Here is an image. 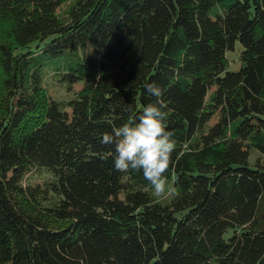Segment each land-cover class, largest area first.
Segmentation results:
<instances>
[{
    "label": "trees",
    "instance_id": "16d2710c",
    "mask_svg": "<svg viewBox=\"0 0 264 264\" xmlns=\"http://www.w3.org/2000/svg\"><path fill=\"white\" fill-rule=\"evenodd\" d=\"M61 2L0 0V264H264V0ZM49 75L80 87L60 101ZM153 82L165 201L100 143ZM34 167L50 176L25 182Z\"/></svg>",
    "mask_w": 264,
    "mask_h": 264
},
{
    "label": "clouds",
    "instance_id": "9594fccd",
    "mask_svg": "<svg viewBox=\"0 0 264 264\" xmlns=\"http://www.w3.org/2000/svg\"><path fill=\"white\" fill-rule=\"evenodd\" d=\"M145 87L149 94L157 97V102L144 106L132 121L114 126L111 133H103L100 143L114 145L116 171H142L154 194L160 197L171 190L165 173L170 169L176 141L167 127V113L163 110L166 105L159 99L163 94L161 88L154 82Z\"/></svg>",
    "mask_w": 264,
    "mask_h": 264
},
{
    "label": "rangeland",
    "instance_id": "374dc122",
    "mask_svg": "<svg viewBox=\"0 0 264 264\" xmlns=\"http://www.w3.org/2000/svg\"><path fill=\"white\" fill-rule=\"evenodd\" d=\"M71 0H62L59 8H58V14L63 15ZM240 49V44L236 42V46L227 53V59L229 61V67L230 69H237L239 67V58H238V50ZM1 79V74H0ZM45 84V90L47 93L60 101H66L69 97L73 95V92H75L79 87L80 83H75L73 86H67V83L64 82L59 77H52V76H46L44 80ZM4 101H5V93L2 91V86L0 83V113L3 111L4 107ZM259 158L261 161H264V154H260L257 150H252L249 156L250 163L254 162L255 159ZM50 174L45 170L41 168H31L28 169L23 177V180L28 183H41L44 180H46ZM168 187L171 189L170 191L166 192L165 195L157 197L153 190L152 194L157 197L161 201L168 200L172 194H173V188L171 185V180H168Z\"/></svg>",
    "mask_w": 264,
    "mask_h": 264
}]
</instances>
